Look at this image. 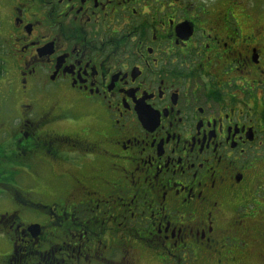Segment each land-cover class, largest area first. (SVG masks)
Instances as JSON below:
<instances>
[{
    "label": "flooded vegetation",
    "instance_id": "flooded-vegetation-1",
    "mask_svg": "<svg viewBox=\"0 0 264 264\" xmlns=\"http://www.w3.org/2000/svg\"><path fill=\"white\" fill-rule=\"evenodd\" d=\"M0 30L4 264H264V0H0Z\"/></svg>",
    "mask_w": 264,
    "mask_h": 264
},
{
    "label": "rangeland",
    "instance_id": "rangeland-1",
    "mask_svg": "<svg viewBox=\"0 0 264 264\" xmlns=\"http://www.w3.org/2000/svg\"><path fill=\"white\" fill-rule=\"evenodd\" d=\"M4 44H5V36L3 34V30H0V52L1 53L5 52ZM22 181H23V179H22ZM0 192H2V191L0 190ZM5 202H6V199H5V197L2 196L1 199H0V203H4L5 204ZM11 207H13V206L8 202V211L12 210ZM4 208H6V206ZM24 220L32 221V218L28 217V216H25ZM10 252H11L10 241H8V250H7V245H6L5 238H0V264H4V257L6 256L7 253L9 254Z\"/></svg>",
    "mask_w": 264,
    "mask_h": 264
},
{
    "label": "water",
    "instance_id": "water-1",
    "mask_svg": "<svg viewBox=\"0 0 264 264\" xmlns=\"http://www.w3.org/2000/svg\"><path fill=\"white\" fill-rule=\"evenodd\" d=\"M38 229H39V227H37V226L33 227V229H32L35 236L38 234Z\"/></svg>",
    "mask_w": 264,
    "mask_h": 264
},
{
    "label": "trees",
    "instance_id": "trees-1",
    "mask_svg": "<svg viewBox=\"0 0 264 264\" xmlns=\"http://www.w3.org/2000/svg\"><path fill=\"white\" fill-rule=\"evenodd\" d=\"M2 74H3L2 64H1V62H0V77L2 76Z\"/></svg>",
    "mask_w": 264,
    "mask_h": 264
}]
</instances>
